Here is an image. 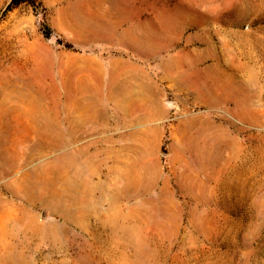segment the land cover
I'll use <instances>...</instances> for the list:
<instances>
[{"label":"rangeland","instance_id":"obj_1","mask_svg":"<svg viewBox=\"0 0 264 264\" xmlns=\"http://www.w3.org/2000/svg\"><path fill=\"white\" fill-rule=\"evenodd\" d=\"M11 1L0 264H264V0Z\"/></svg>","mask_w":264,"mask_h":264},{"label":"bare ground","instance_id":"obj_2","mask_svg":"<svg viewBox=\"0 0 264 264\" xmlns=\"http://www.w3.org/2000/svg\"><path fill=\"white\" fill-rule=\"evenodd\" d=\"M263 69H264V67H263ZM32 78L33 79L38 78V80H40L42 78V74L35 72L32 74ZM5 84L6 83L0 79V131H1L2 126L4 124L5 112L12 110V108H14V110H18L19 106H21L20 105L21 103L23 104L24 107L28 108V109H26V110H29L26 112L30 116V117L27 116L28 120L30 119L28 124H29V126H33L35 118H36V116L34 115L35 114L34 109L41 108L42 96H46L48 94V90L43 87V83L42 84L38 83V85H36V86L33 85L32 83H29L28 85L19 84V89L16 88L17 84H12L11 87L9 88V94L5 95V93H6L5 92L6 91L5 90L6 89ZM2 95H4V96H2ZM16 103H19V106ZM86 109L87 108H85V110ZM46 123L49 124V120H46ZM24 124H26V122ZM2 140H3V138L0 135V143L2 142ZM10 215L11 214H9L8 216H10Z\"/></svg>","mask_w":264,"mask_h":264},{"label":"trees","instance_id":"obj_3","mask_svg":"<svg viewBox=\"0 0 264 264\" xmlns=\"http://www.w3.org/2000/svg\"><path fill=\"white\" fill-rule=\"evenodd\" d=\"M18 3H19V0H12L7 9L12 8L13 6L17 5Z\"/></svg>","mask_w":264,"mask_h":264},{"label":"crops","instance_id":"obj_4","mask_svg":"<svg viewBox=\"0 0 264 264\" xmlns=\"http://www.w3.org/2000/svg\"><path fill=\"white\" fill-rule=\"evenodd\" d=\"M15 131H18V129H15Z\"/></svg>","mask_w":264,"mask_h":264}]
</instances>
